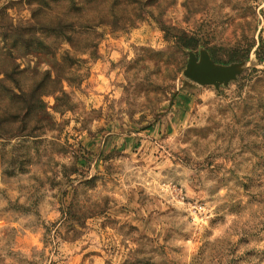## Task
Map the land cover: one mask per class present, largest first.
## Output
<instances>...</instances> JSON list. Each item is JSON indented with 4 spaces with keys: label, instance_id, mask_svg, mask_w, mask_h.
Listing matches in <instances>:
<instances>
[{
    "label": "rangeland",
    "instance_id": "374dc122",
    "mask_svg": "<svg viewBox=\"0 0 264 264\" xmlns=\"http://www.w3.org/2000/svg\"><path fill=\"white\" fill-rule=\"evenodd\" d=\"M89 1L0 0L1 264H264V0Z\"/></svg>",
    "mask_w": 264,
    "mask_h": 264
},
{
    "label": "water",
    "instance_id": "95a60500",
    "mask_svg": "<svg viewBox=\"0 0 264 264\" xmlns=\"http://www.w3.org/2000/svg\"><path fill=\"white\" fill-rule=\"evenodd\" d=\"M244 63H235L234 65L242 66ZM184 76L202 86L218 85L225 80V74L222 70L212 66L211 60L203 58L198 62L192 58L188 64Z\"/></svg>",
    "mask_w": 264,
    "mask_h": 264
},
{
    "label": "trees",
    "instance_id": "16d2710c",
    "mask_svg": "<svg viewBox=\"0 0 264 264\" xmlns=\"http://www.w3.org/2000/svg\"><path fill=\"white\" fill-rule=\"evenodd\" d=\"M78 1V2H77ZM94 2V0H91V2ZM77 2V3H76ZM90 4L89 0H75V12L77 13L76 18L79 19L80 16L84 15L86 10H87V6ZM248 52V51H247ZM262 54H264V40L261 39V44L260 46L257 48L256 50V55H257V59L258 62L264 65V58L262 57ZM248 58V53L245 57H243V60H246ZM236 63H243V62H236ZM150 243H153V241H149ZM142 249H145V245L140 244ZM152 249V248H151ZM154 252V251H153ZM142 256H143V260H146L149 264H152V259L151 256L147 255V253L142 252ZM0 264H1V257H0ZM17 264H30L28 263L26 260H21L19 259L17 261ZM32 264V263H31Z\"/></svg>",
    "mask_w": 264,
    "mask_h": 264
}]
</instances>
